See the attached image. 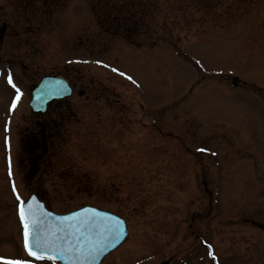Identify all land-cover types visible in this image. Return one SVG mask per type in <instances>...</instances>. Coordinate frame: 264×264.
Masks as SVG:
<instances>
[{"label":"rangeland","instance_id":"obj_1","mask_svg":"<svg viewBox=\"0 0 264 264\" xmlns=\"http://www.w3.org/2000/svg\"><path fill=\"white\" fill-rule=\"evenodd\" d=\"M200 1L156 7L167 26L127 25L126 1L117 36L89 52L101 34L97 0H0V104L16 95L9 74L20 90L0 116V140L7 124L14 145L9 176L0 143V256L27 257L12 187L23 200L41 179L57 212L92 204L125 218L127 236L100 264H264V231L224 221L222 206L255 198L264 211V0H205L199 11ZM49 73L73 81L75 114L54 155L22 175L15 144L29 89ZM202 179L217 205L204 204Z\"/></svg>","mask_w":264,"mask_h":264},{"label":"water","instance_id":"obj_2","mask_svg":"<svg viewBox=\"0 0 264 264\" xmlns=\"http://www.w3.org/2000/svg\"><path fill=\"white\" fill-rule=\"evenodd\" d=\"M69 92L70 87L64 79L57 76L43 75L38 83L31 89L29 105L33 110H42L49 99L61 97ZM31 197H35L36 201L39 202V206L34 204L33 210L37 218L43 221L42 228L44 233L51 234L49 238H52L58 247L65 249L62 252L49 251L46 253V255L52 256L54 260L59 261L60 264H98L101 257L115 248L127 233L124 220L107 210L84 205L66 213H55L46 208L43 201L38 199L33 193L28 195L25 201ZM24 207H28L27 203L24 204ZM93 209L95 213H93ZM17 213L19 215L18 210ZM73 213H77L76 219L81 221L93 217L101 223H108L112 226V231L105 233L104 236L100 238L95 234V230L89 235V229L85 228L82 230L83 235L77 236L73 233L72 238L69 239L66 233L70 230L75 221H69L65 218L71 216ZM117 219L120 222L118 228L116 226ZM57 229H61V231L58 232ZM89 245H92V247L89 248ZM78 248H83L87 251L77 253L76 249ZM78 255L82 257V259H78ZM163 264H165V262Z\"/></svg>","mask_w":264,"mask_h":264},{"label":"flooded vegetation","instance_id":"obj_3","mask_svg":"<svg viewBox=\"0 0 264 264\" xmlns=\"http://www.w3.org/2000/svg\"><path fill=\"white\" fill-rule=\"evenodd\" d=\"M2 41V39H0ZM107 91V89H105ZM103 92V91H101ZM63 99H54L50 101L45 110L42 113H34L29 111L30 117L23 129L19 132L18 140L15 144L16 151L18 152V158L21 163V173L22 175L34 176L35 171L39 168L42 159L48 156V159L54 155L53 145L55 139L61 134V126L63 122L69 123L71 116L75 114L73 106ZM8 105H0V113L7 109ZM5 112L3 111L0 116H3ZM62 121V122H61ZM153 127L159 131L160 126L157 124L156 118L153 120ZM4 132V129L2 128ZM9 132L10 130H6ZM8 137V136H7ZM1 149L6 154L7 158H10L13 153V141H10L8 137V143L5 144V137L1 136ZM12 152V153H10ZM10 164V161H8ZM207 170V164H205ZM12 168V167H11ZM205 172V171H203ZM31 180H27L29 182ZM205 187L208 185L203 182ZM26 188L29 190H41L45 189V186L41 180H36L32 183H26ZM206 190V189H205ZM208 198L202 199L204 204L209 207L212 203L217 205L219 199L211 198L210 192L207 190ZM226 201L223 204L226 215L223 217L224 221L228 222H240L248 224L251 228L264 230V211L263 206H259L255 198L245 199L243 203H235Z\"/></svg>","mask_w":264,"mask_h":264},{"label":"snow or ice","instance_id":"obj_4","mask_svg":"<svg viewBox=\"0 0 264 264\" xmlns=\"http://www.w3.org/2000/svg\"><path fill=\"white\" fill-rule=\"evenodd\" d=\"M96 63H102V61H96ZM113 71H118V69H113ZM129 80H131V77H127ZM7 82L16 90V95L13 97L12 102L9 106V109L11 110L14 108L17 104V101L20 97V90L16 87V85L13 83L11 74H9L7 77ZM5 129L7 130V124H5ZM8 143V137H5V144ZM11 170L9 169V176H11ZM12 190L14 193H16V199L18 201V212L20 217V222L23 226V239H24V249L28 253L30 257L36 258V259H53L52 256L46 255L49 251H56V252H62L65 249H62L54 243V240L52 238H49L51 234H45L44 230L42 228L43 221L37 218L36 213L33 210L34 204L36 206H39V202L36 201L35 197H31L29 199L22 200L19 193L17 192V189L15 185L13 184ZM27 203L28 207L25 208L24 204ZM93 213H95V210H92ZM77 213L71 214V216L65 218L69 221H75V223L71 226L70 230L66 233L69 239L72 238L73 233H75L77 236L83 235V229L88 228L89 229V235L92 234L93 230H95V234L102 238L105 233H109L112 231V226L108 223H101L100 221L95 220L93 217H89L86 220H78L76 219ZM103 219V218H102ZM119 220H116V226L119 227ZM57 231H61V229H57ZM98 242V240H97ZM92 245H89V248H91ZM87 250L83 248L76 249L77 253L85 252ZM78 259H82L78 255ZM0 261H5V264H34V261L32 259H19V258H8L0 256Z\"/></svg>","mask_w":264,"mask_h":264},{"label":"trees","instance_id":"obj_5","mask_svg":"<svg viewBox=\"0 0 264 264\" xmlns=\"http://www.w3.org/2000/svg\"><path fill=\"white\" fill-rule=\"evenodd\" d=\"M46 1V0H45ZM53 1V0H49ZM60 1V5H64L66 0H58ZM121 2H116L113 0H97V8L95 11H92L91 13L94 16H96L97 23H99L101 26L99 27V31L101 34L99 36L96 35V43H87L83 45V48L88 50L89 52H92V49H99V48H105L106 45H108L109 39H107V36L110 38L111 36L116 33V29L118 26H122V20L120 18V14L122 12L123 5L126 4V1H129L132 3L134 8H137L139 11H142L143 16L139 15V23L137 22L134 17L136 16L134 13H137V11L131 7L130 11H128V15L125 16L127 25L129 26H167V23H169L168 18L163 14L162 21L156 20L155 16H153V10L156 9V7L160 8V5L167 8V10H170L174 4H176V0H166L163 3H154L152 0H120ZM186 6L191 9H194L196 5L194 4L193 0H187ZM129 3V4H131ZM210 3V1H208ZM158 4V6H157ZM199 5L197 7V10L203 11L204 8H206L207 4L205 0H201L199 2ZM130 19V21H129ZM174 21V20H173ZM190 21V20H189ZM130 23V24H129ZM111 34V36H110ZM117 35H114L115 37Z\"/></svg>","mask_w":264,"mask_h":264},{"label":"bare ground","instance_id":"obj_6","mask_svg":"<svg viewBox=\"0 0 264 264\" xmlns=\"http://www.w3.org/2000/svg\"><path fill=\"white\" fill-rule=\"evenodd\" d=\"M38 81V80H37Z\"/></svg>","mask_w":264,"mask_h":264}]
</instances>
